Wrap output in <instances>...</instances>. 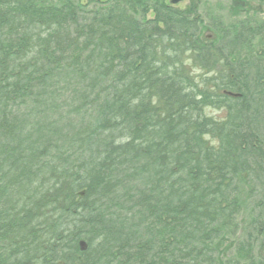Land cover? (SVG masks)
<instances>
[{
    "label": "trees",
    "instance_id": "trees-1",
    "mask_svg": "<svg viewBox=\"0 0 264 264\" xmlns=\"http://www.w3.org/2000/svg\"><path fill=\"white\" fill-rule=\"evenodd\" d=\"M199 1L0 0V264H264V18Z\"/></svg>",
    "mask_w": 264,
    "mask_h": 264
},
{
    "label": "rangeland",
    "instance_id": "rangeland-1",
    "mask_svg": "<svg viewBox=\"0 0 264 264\" xmlns=\"http://www.w3.org/2000/svg\"><path fill=\"white\" fill-rule=\"evenodd\" d=\"M79 4H84L87 6H91L92 3L97 5L102 4L105 0H74ZM134 5L133 0H130ZM145 1V0H143ZM165 3L170 4V6H175L178 8H184L189 0H163ZM229 0H200L198 4V11L202 16L216 15L218 13H222L226 15V9L229 4ZM255 8L259 9L261 12L260 17L264 18V0H250ZM139 4V3H138ZM137 4V5H138ZM150 15V13L148 14ZM209 113L215 114L217 116H221V113L216 110H208ZM239 197L242 202H244V190L241 188ZM245 213H243L239 219L243 221L245 218ZM82 246V244H81Z\"/></svg>",
    "mask_w": 264,
    "mask_h": 264
}]
</instances>
